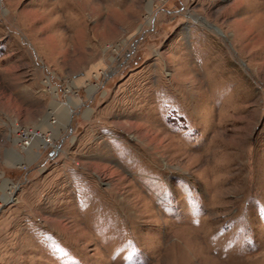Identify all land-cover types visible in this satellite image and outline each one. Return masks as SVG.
<instances>
[{
    "label": "rangeland",
    "instance_id": "1",
    "mask_svg": "<svg viewBox=\"0 0 264 264\" xmlns=\"http://www.w3.org/2000/svg\"><path fill=\"white\" fill-rule=\"evenodd\" d=\"M0 264H264V0H0Z\"/></svg>",
    "mask_w": 264,
    "mask_h": 264
},
{
    "label": "built area",
    "instance_id": "2",
    "mask_svg": "<svg viewBox=\"0 0 264 264\" xmlns=\"http://www.w3.org/2000/svg\"><path fill=\"white\" fill-rule=\"evenodd\" d=\"M55 122L56 121L53 120V123ZM19 136L22 140L24 147H30L35 140L39 139L44 143L43 149L45 151H47L49 148H56L58 150L57 146L54 144L53 137L50 133H44L34 129H26L21 131Z\"/></svg>",
    "mask_w": 264,
    "mask_h": 264
},
{
    "label": "crops",
    "instance_id": "3",
    "mask_svg": "<svg viewBox=\"0 0 264 264\" xmlns=\"http://www.w3.org/2000/svg\"><path fill=\"white\" fill-rule=\"evenodd\" d=\"M49 128H51V129H53V131H55V130H57V128H58V126H56V127H52L50 124H49V126H48ZM41 144V143H40ZM40 144L39 143H37V144H35V153L36 154H34V156H37V152L39 151V149H40ZM31 154V152L30 151H25V150H23V152H19V160L21 159H27L28 158V156ZM52 153H50V161H53V162H55V161H59V159L60 158H62L63 157V152L59 155V157L58 156H55V157H53L52 158V155H51ZM58 157V158H57ZM64 158H65V156H64ZM66 159V158H65ZM28 162L30 163V161L28 160ZM56 165V164H55ZM10 199V197H8L7 198V200H5V201H8Z\"/></svg>",
    "mask_w": 264,
    "mask_h": 264
},
{
    "label": "water",
    "instance_id": "4",
    "mask_svg": "<svg viewBox=\"0 0 264 264\" xmlns=\"http://www.w3.org/2000/svg\"><path fill=\"white\" fill-rule=\"evenodd\" d=\"M18 192H19V190L16 191V193L12 196V198H10L9 201H5V200H4V203H5L6 205H8V204H12V203L16 200V196H17Z\"/></svg>",
    "mask_w": 264,
    "mask_h": 264
},
{
    "label": "bare ground",
    "instance_id": "5",
    "mask_svg": "<svg viewBox=\"0 0 264 264\" xmlns=\"http://www.w3.org/2000/svg\"><path fill=\"white\" fill-rule=\"evenodd\" d=\"M38 140V139H37Z\"/></svg>",
    "mask_w": 264,
    "mask_h": 264
}]
</instances>
